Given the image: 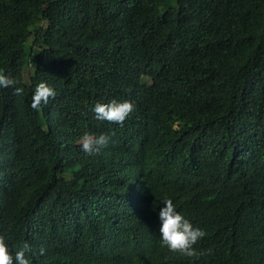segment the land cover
<instances>
[{
    "label": "trees",
    "instance_id": "16d2710c",
    "mask_svg": "<svg viewBox=\"0 0 264 264\" xmlns=\"http://www.w3.org/2000/svg\"><path fill=\"white\" fill-rule=\"evenodd\" d=\"M132 2L0 0L24 90L0 88V234L30 264H264V0ZM112 99L122 127L92 110ZM164 198L206 232L193 257L160 242Z\"/></svg>",
    "mask_w": 264,
    "mask_h": 264
},
{
    "label": "clouds",
    "instance_id": "9594fccd",
    "mask_svg": "<svg viewBox=\"0 0 264 264\" xmlns=\"http://www.w3.org/2000/svg\"><path fill=\"white\" fill-rule=\"evenodd\" d=\"M18 83L14 78L0 72V88L13 87L14 93L21 95L24 90L16 86ZM56 94V90L47 83H39L31 96V107L39 111L42 106L49 103L50 99H55ZM92 110L97 120L108 121L122 127L126 119L134 112L135 104L131 100L112 99L107 103H96ZM109 142L110 136L106 134L94 136L85 133L81 137V150L91 156L100 153ZM162 204L163 206L158 210L159 238L162 246H166L171 252L193 257L196 255L193 246L206 236L205 230L194 226L181 211H178L173 199L164 198ZM32 251L31 245L25 242L13 253L5 236L0 234V264H30L26 254ZM44 252L45 248L40 247L39 254L43 255Z\"/></svg>",
    "mask_w": 264,
    "mask_h": 264
},
{
    "label": "rangeland",
    "instance_id": "374dc122",
    "mask_svg": "<svg viewBox=\"0 0 264 264\" xmlns=\"http://www.w3.org/2000/svg\"><path fill=\"white\" fill-rule=\"evenodd\" d=\"M124 1H125V0H124ZM126 1H128V3H129L128 5H129V6H132V5L134 4V2H132L133 0H126Z\"/></svg>",
    "mask_w": 264,
    "mask_h": 264
}]
</instances>
